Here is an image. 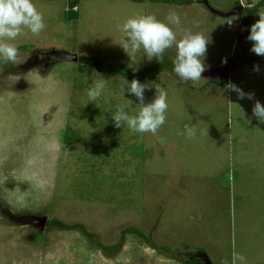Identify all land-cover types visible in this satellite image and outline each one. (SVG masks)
<instances>
[{"label": "rangeland", "instance_id": "1", "mask_svg": "<svg viewBox=\"0 0 264 264\" xmlns=\"http://www.w3.org/2000/svg\"><path fill=\"white\" fill-rule=\"evenodd\" d=\"M178 1L185 5L32 0L44 16L45 30L38 37L29 32L10 41L24 51L19 52L18 64L0 68V264H183L200 254L211 264L224 260L231 264L233 252L245 255L248 264H264V235L256 230L243 242L235 224L241 204L242 209L251 207L253 214H246L251 221L253 216L264 224L259 211L252 208V198L248 205L238 199L231 212V202L217 200V180L210 178L205 182L207 198L196 205L191 180L170 181V172L174 176L185 173L190 161L186 157L189 149L184 148L196 145V137L207 138L204 141L213 144L210 150L217 149L213 142L217 135L210 133L223 131L221 124H230L229 128L236 127L248 137L254 125L260 129L254 133L255 139L264 140V123L252 114L254 100H239L235 92L211 81L193 85L171 72L157 73L156 82H142L149 85L144 102L155 98V88L165 89L166 122L155 135L132 133L124 122L121 128L115 127L111 118L118 105H128L125 111L129 115H136L141 107L134 95L122 94L126 79L80 63L39 62L42 54L64 52L78 58L95 57L104 65L121 64L131 73L161 66L166 57L174 65L175 47L167 49L159 62L147 59L142 51L129 56L119 45L123 34L118 28L138 15L151 14L167 23L173 10L181 21L179 28L173 26L178 39L184 30L209 37L204 58L207 70L220 67L241 49L249 57L257 56L250 51L252 42L238 43L236 29L244 30L238 27L237 17L224 20L214 16L202 4L205 0ZM206 1L211 9L224 13L236 5L249 8L260 0ZM72 3L77 9L74 15L68 13ZM259 69L243 68L229 76V83L254 93V99L264 105V68ZM101 78L106 80L101 97L84 105L88 90ZM187 124L197 129L193 139L179 138ZM206 129L207 135L201 134ZM179 153L185 156L182 161L177 160ZM254 153L250 155L254 157ZM209 157L211 160V154ZM196 165L203 169L198 162ZM223 184L228 185L227 175ZM253 188L264 192L263 178ZM243 192L250 194L248 184ZM8 213L17 217L46 213L48 221L82 225L93 237L80 230L54 228L33 233L29 225L16 218L11 221ZM130 227L152 231L155 246L169 247L173 254L151 248L134 235H123ZM98 244L113 250L106 253Z\"/></svg>", "mask_w": 264, "mask_h": 264}, {"label": "clouds", "instance_id": "2", "mask_svg": "<svg viewBox=\"0 0 264 264\" xmlns=\"http://www.w3.org/2000/svg\"><path fill=\"white\" fill-rule=\"evenodd\" d=\"M258 16L259 19L249 27L246 39L252 42L250 51L257 56L264 57V13H260ZM166 20L167 23L158 20L151 14L129 17L121 25H118L123 34L119 45L129 56L134 57L142 51L147 59L155 58L158 62L167 49L175 47L174 73L184 81H191L193 85H199L205 79L203 73L207 70L204 58L210 44L209 37L206 38L202 33L184 30L178 39L173 26L180 27L179 15L174 10L170 11ZM228 23L231 24L232 21ZM45 27L44 16L37 10L32 0H0V59L4 63L18 64V47L10 41L26 36L29 32L38 37ZM226 62V59L222 61V63ZM259 70V65L253 66V71L258 72ZM227 86L229 90L236 93L239 100H254L252 114L259 122L264 123V105L254 99V93H245L231 82ZM148 87V84H142L137 79H133L131 82L124 80L122 94L127 91L134 95L139 100L141 107L136 115H129L125 111L128 105H118L116 113L112 116L115 127L121 128V123L124 122L132 133L155 135L165 124L169 107L168 93L165 89L157 87L155 88V98L150 103H145L144 92ZM105 88V79L101 78L96 81L94 86L88 90V99L84 105L88 102L93 103L100 98ZM131 103L132 101L128 100V104ZM196 133L197 129L190 127L186 131V136L188 139H193ZM201 134L207 135V129ZM221 264H228V262L224 260ZM231 264H248V260L245 255L233 252Z\"/></svg>", "mask_w": 264, "mask_h": 264}, {"label": "crops", "instance_id": "3", "mask_svg": "<svg viewBox=\"0 0 264 264\" xmlns=\"http://www.w3.org/2000/svg\"><path fill=\"white\" fill-rule=\"evenodd\" d=\"M255 21L256 19L254 22ZM231 79L234 82H237V79L234 76L231 77ZM225 89H228V86ZM216 123L221 124L217 120ZM189 126L190 124H187V128H189ZM221 126L224 127L223 131L210 133L212 137L214 134L217 135L216 141L213 138V142H217V149L214 151L210 150L212 143L205 142L204 140L207 138L204 139V137L200 136L196 137L197 140L195 142H197L199 145L195 148L196 151L193 149L197 143L193 147L186 146L187 148H184L185 150L189 149L188 152H186V157L189 158V161L192 163V165L190 162H188V165L186 162H184L186 163V171L184 174L181 171L180 175L178 174L177 176H174V174H172L174 171L170 172L171 184H179L181 179H185L187 177L185 180H191L192 185L195 186L193 193H191V196L193 195L194 197L193 203L199 205L203 204V201L207 198V193L204 194V190L207 187L205 182H208L210 178L217 180L215 184V193L217 195V200L220 201V203L223 199L231 202L232 212L236 209L234 204L238 199H243V201L246 203L251 202L250 198H252L254 203L252 208H255L256 212L259 211L260 218L262 222H264V192L257 191L253 188L254 183H257L259 180H261V178H263L264 181V140L255 139L256 136L254 135V133L257 131L260 132V129H257L253 127L254 125H252L251 134H249L248 137V134L246 135L238 128L236 129V127L229 128L230 124H221ZM181 130H183L184 135H180L179 138L186 136L187 129L182 128ZM179 138L177 135H175V140ZM187 142L189 144V141ZM251 153H254L255 156H251ZM210 154L211 160L209 157ZM177 155L178 154H176V156ZM173 157L175 158V155H173ZM178 157L179 158L177 160L181 161L185 158V156L180 153ZM174 158H172V160L173 162H176L177 160ZM197 162L203 167V169H200L196 165ZM225 174L228 177L227 186L223 184V180L226 176ZM244 181L247 183L244 184ZM247 184L249 185L250 194H244L245 192H243V189L246 188ZM246 204H243V206H246ZM239 206L240 208L238 210L241 211V215L238 217V210L236 211L237 213L235 212V224L237 223L238 231H240V234H242L243 242H246L253 235V233L256 232V230L258 231L259 235L263 236L264 224H259L253 216L251 217V221L246 215L248 213L253 214L251 207L248 206L249 208L246 207L242 209V204ZM217 214L220 216L221 212H218L217 210ZM237 217L238 220L236 219ZM236 238L237 240L239 238L237 235V230Z\"/></svg>", "mask_w": 264, "mask_h": 264}, {"label": "trees", "instance_id": "4", "mask_svg": "<svg viewBox=\"0 0 264 264\" xmlns=\"http://www.w3.org/2000/svg\"><path fill=\"white\" fill-rule=\"evenodd\" d=\"M75 1V0H72ZM133 3H145L150 2L153 4H168V5H178L182 6L185 5V3L178 1V0H130ZM190 3V2H189ZM249 5H251V1H249ZM75 5L72 3L70 5V11L68 13L74 15L76 11H74ZM264 7V0H260L256 5L251 6L249 8L244 9V15L240 18H238L239 28H244V32L238 31L235 32L236 39L238 40V43H247L248 40L246 37L249 34V27L254 23V20L256 19L257 14L259 13L260 9ZM76 19V17H75ZM23 48H18V51H24ZM226 63H229V75L235 73L236 71H239L246 67H253L254 65H259V68H264V57H257V56H247L246 55V49H241L238 53H234L231 55L228 59H226ZM78 63L81 65H85L89 67L90 69L95 70L98 73L102 74H110V75H119L120 77L132 81L133 79H137L138 81L145 82L147 80H150L152 82H156L157 79L155 77V74L157 73H163V72H171L173 76H176V74L173 71L174 65L168 61L167 57L165 58V61L161 63L162 65H156L147 69H144L143 71L139 73H131L124 65L117 64V65H104L100 60H98L95 57H86V58H79ZM226 63H221V65H225ZM8 66V68L11 66L10 62L4 63L3 60H0V68ZM6 68V67H5ZM7 69V68H6ZM211 84L216 85L218 88L225 90L228 83H224L221 81H212ZM113 111L111 112V114ZM112 118V115H111ZM144 176L141 177V180H143ZM46 213L42 217H46ZM46 229L54 228L62 231H75L80 230L86 237L91 238L93 237L92 234H89L85 228L82 225L79 224H65L64 222L58 220V219H52L47 220L45 224ZM35 233V232H34ZM38 233V232H37ZM123 235H134L140 240H142L146 245H148L151 248H159L161 251L167 253V254H173L169 247H158L155 246L153 243V235L152 231L149 233H144L140 230H137L135 228H127L125 232H123ZM98 240V239H97ZM122 245V242L120 243ZM98 247L106 252H112L111 247H104L98 244ZM183 264H203V262L199 258L192 259L191 261L183 260Z\"/></svg>", "mask_w": 264, "mask_h": 264}, {"label": "water", "instance_id": "5", "mask_svg": "<svg viewBox=\"0 0 264 264\" xmlns=\"http://www.w3.org/2000/svg\"><path fill=\"white\" fill-rule=\"evenodd\" d=\"M204 7L214 16L220 18V19H230L234 17H241L242 14V9L239 8L237 10L232 9L229 12H218L213 9H211L208 6L207 1H203L202 3ZM39 57H45L48 60H56L64 63H78L79 58L76 55H71L68 53L64 52H49L47 54H42ZM203 76L205 77L206 81H221L224 83H228L229 81V63H226L223 67H214L210 70H206L203 73ZM18 220L23 224L25 223L26 225H30L36 229H38L40 232L43 231L45 228V224L47 222L46 217H36V216H24V217H18ZM203 264H211L209 260L207 259L206 255H199L198 257Z\"/></svg>", "mask_w": 264, "mask_h": 264}, {"label": "flooded vegetation", "instance_id": "6", "mask_svg": "<svg viewBox=\"0 0 264 264\" xmlns=\"http://www.w3.org/2000/svg\"><path fill=\"white\" fill-rule=\"evenodd\" d=\"M235 8H233V9H235V10H237V9H239V8H241L242 9V14L244 15V9L242 8V7H240V6H234ZM242 15V16H243ZM46 61H49L47 58H45V57H39V62H40V64L41 63H43V62H46ZM224 65H221L220 67H223ZM23 68V67H22ZM206 81V79H204L200 84H203V83H206L205 82ZM8 217L10 218V220L12 221V220H14L15 218L16 219H18V217L16 216V215H12L11 213H8ZM30 226V225H29ZM27 228H30L31 230H33V233L34 232H39V230L38 229H36V228H34V227H32V226H30V227H27Z\"/></svg>", "mask_w": 264, "mask_h": 264}, {"label": "built area", "instance_id": "7", "mask_svg": "<svg viewBox=\"0 0 264 264\" xmlns=\"http://www.w3.org/2000/svg\"><path fill=\"white\" fill-rule=\"evenodd\" d=\"M73 10H74V11H77V9H76V8H74ZM243 30L245 31V29H244V28H243Z\"/></svg>", "mask_w": 264, "mask_h": 264}]
</instances>
